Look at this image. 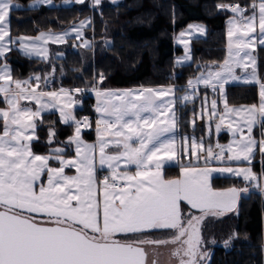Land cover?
I'll list each match as a JSON object with an SVG mask.
<instances>
[{
	"label": "snow or ice",
	"instance_id": "snow-or-ice-1",
	"mask_svg": "<svg viewBox=\"0 0 264 264\" xmlns=\"http://www.w3.org/2000/svg\"><path fill=\"white\" fill-rule=\"evenodd\" d=\"M43 2L51 3V0ZM94 3L99 5L100 0ZM14 7H18L14 0H0V59L6 57L12 50L10 45L17 41L24 55L45 58L48 51L45 45L49 41L65 42L69 32L40 33L35 38L11 37L9 17ZM218 8L233 14L228 20V58L218 68L206 66L195 81H188V89L203 84L223 94L229 79L241 78L235 75L234 66L247 70L251 65L253 71L248 79L256 80V59L250 49L257 44L264 46V0L259 3L253 0L247 6L224 4ZM248 11L250 14L246 15ZM84 26L82 21L80 28ZM74 30L79 38L82 33L75 26ZM199 31L205 30L200 27ZM184 36L182 32L181 40ZM84 46H88L87 42ZM104 79L101 74L97 83L102 84ZM0 81H3L0 96L7 105L6 109H0L3 122L0 264H147L146 245L169 244L176 245L172 256L179 264H207L210 255L202 248L204 241L199 225L207 217H220L233 211L241 193L249 190L247 187L216 189L211 183L213 174L240 177L264 193V166L259 175L251 167L257 150L264 165V83L260 84L259 106L229 108L225 98L223 114L218 112L215 99L208 108L205 95L204 114L209 121L219 117L216 133L222 130L229 113L240 116L239 121L229 120L227 125L233 141L227 145L217 143L214 148L206 147L203 138L197 141L194 136L183 137L177 145V106L192 102L194 93L188 90L183 96H177L174 86L124 91L96 87L95 110L100 114L96 121L97 143L87 144L81 138V127H91V122L87 117L77 119L69 110L73 103L71 93L81 89L43 90L40 85L47 84V76L43 80L40 76L23 81L13 79L7 63L0 65ZM61 97L66 98L63 104ZM22 101L34 102L38 107L33 109ZM53 109L59 111L62 123L75 126L74 135L67 142L68 146L75 145L73 159L65 158V148L51 149L49 155L32 150L33 140L38 139L36 118ZM257 124L262 129L259 141L252 135ZM55 136V130L50 129L49 144ZM110 147L116 154L106 151ZM180 157H188V163H180ZM201 159L204 166L199 165ZM52 160L59 167L51 166ZM121 161L134 165L135 172L128 168L121 170ZM212 161L221 166L210 167ZM231 161L246 162L247 167L223 166ZM168 162L180 163L179 178H164L161 169ZM98 168H107L110 175L98 181ZM66 169H75L77 174L67 175ZM98 191L102 192V210ZM165 230L173 234L131 242L116 238ZM234 236L224 241L225 247ZM152 264L157 261L153 260Z\"/></svg>",
	"mask_w": 264,
	"mask_h": 264
},
{
	"label": "trees",
	"instance_id": "trees-1",
	"mask_svg": "<svg viewBox=\"0 0 264 264\" xmlns=\"http://www.w3.org/2000/svg\"><path fill=\"white\" fill-rule=\"evenodd\" d=\"M32 0H14L10 11V34L35 35L40 31H62L78 20L92 16L94 38L93 63L85 62L82 49L74 38L52 45L53 53L62 52L54 64L50 59L41 60L27 57L16 48L6 54L5 60L11 67L12 77L22 79L31 74H44L54 67L56 81L53 88L89 89L93 81L102 74L105 79L100 88L118 89L130 87L177 86L183 92L188 81L195 78L206 66H218L225 58V18L227 13L217 8L218 4L236 2L242 6L253 0H122L111 4L103 2L90 12L88 2L69 6L30 7ZM190 22H203L206 26L204 37L194 38L190 43L192 62L176 65L173 57L181 52L172 41L173 33ZM90 52V48L83 52ZM56 59V58H55ZM1 60V59H0ZM87 60V59H86ZM259 80L264 82V46L257 50ZM60 73V74H59ZM257 88L253 84H232L226 86V100L230 105L254 104L257 102ZM91 97L84 99V107L77 111L93 114ZM3 100L0 96V105ZM197 99L186 106H177L178 132L197 134L203 128L190 125V115L196 111ZM38 139L33 142L35 152H47L46 138L50 129L56 132V143L71 137L72 125L63 124L55 112L43 113L37 121ZM0 121V133L2 132ZM93 123L83 132L86 140L94 139ZM206 138V137H205ZM210 138L211 137H207ZM206 140V139H205ZM219 141L225 142L222 134ZM61 145V144H60ZM68 153V152H67ZM257 157V156H256ZM252 168L259 173L262 166L252 162ZM180 165L164 167L166 179L176 178ZM214 188H227L243 184L241 178L214 176ZM264 209H261L259 192L250 191L238 201L235 211L228 212L216 222L214 233L218 240H228L235 234L228 247L221 245L211 248L207 264H264Z\"/></svg>",
	"mask_w": 264,
	"mask_h": 264
},
{
	"label": "rangeland",
	"instance_id": "rangeland-1",
	"mask_svg": "<svg viewBox=\"0 0 264 264\" xmlns=\"http://www.w3.org/2000/svg\"><path fill=\"white\" fill-rule=\"evenodd\" d=\"M111 4H116V3H119L121 2L122 0H105ZM85 2H88L89 4V7H90V12L92 13L93 9L97 8L98 6H100L101 3V0H100V4L99 5H96L94 3V0H86ZM257 3H259V0H256ZM218 5H223V4H218ZM218 5H217V8H218ZM231 5V4H230ZM219 9V8H218ZM221 11V10H220ZM227 13V16L225 18V28H224V35H225V58L224 60L219 64H223V62L225 61V59L228 58V20L232 18L233 14L230 12V11H225ZM246 15H249L250 14V11L246 12L245 13ZM85 22V26L83 28H80V23L81 22ZM90 22V23H89ZM74 26L75 28L79 29V31L82 33L79 38H77L76 36V32L74 30ZM88 26H90L92 28V16L91 14L87 17H84L80 20H78L76 23L66 27L65 29H63L62 31H40L39 33L35 34V35H18V36H12L11 34V37L13 38H16V37H30V38H35L37 37L40 33H48V32H52V33H56V34H62L64 32H69V35L67 37H65V42L67 40V38H74L75 42L79 43V46L80 48L82 49L81 53L85 59V62L89 63L91 61V63H93V48H94V38H93V34H92V29L89 33V36H88V31H87V28ZM190 26H192L190 28ZM200 27H203V29L205 30L203 33H201L199 31V28ZM257 31H258V25H257ZM185 33V36L183 37V40H181L180 38V34L181 33ZM206 35V26L203 22H190L189 24H187L184 28L180 29L179 31L173 33L172 35V41L175 45L179 46L180 49H181V52L179 54H176L174 55L173 57V62L174 64L176 65H182V64H188V63H191L192 62V55H191V50H190V43H191V40L194 39V38H199V37H204ZM255 35V33H254ZM63 42V43H65ZM87 42V45L88 46H84V43ZM185 42H187V50L185 48ZM59 44H63V43H60V42H57ZM59 44H55L53 43L52 41H49L45 47L47 48V53H46V58L45 57H38V56H27V57H31V58H38V59H41V60H49L51 61V64H54L56 61H57V58L58 57H61L62 56V52H54L52 51L51 47L52 45H59ZM11 49L12 48H16L20 53H22L19 49V41H17V43L15 45H10ZM261 47V45L257 44L255 46L254 49H250V51H252V54L253 56H255V59H256V64H255V72L258 71V63H257V50L258 48ZM90 48V52H83V49H88ZM23 54V53H22ZM56 58V59H55ZM87 59V60H86ZM3 63H7L8 66L10 67L9 63L4 59H1L0 60V65H2ZM218 65V66H219ZM218 66H214L216 68H218ZM11 69V67H10ZM237 70H240V71H237ZM253 71V68L252 66L250 65L249 68L247 70H244V69H241V68H236L234 66V72H235V75L238 76V75H243L245 77L247 76H251V73ZM54 73H55V69L53 66H51V70L49 72H46L44 74H40V73H37V74H31L29 77H32V76H40L43 80L44 77H48V82L47 84H44V83H41L40 85V88L43 89V90H46V91H56V90H59L61 88L63 89H66V90H74V89H81L82 91L81 92H72L71 93V96H72V101L73 103L71 104V107H70V111L73 113V115L79 119V116H77V111L78 110H82L83 107H84V99L87 98V97H93L94 98V103L92 105V108L93 110L96 112V106H97V102H98V98L96 96V92H93L95 91L94 89L96 87H99V84L97 83L99 78L97 79V81H93L92 82V85L89 89L85 90V89H82V88H73V89H70V88H66V87H58L57 89L53 88V82L56 81V76H54ZM202 72H200L196 77L200 76ZM60 74V73H59ZM29 77H26V78H22V79H19V80H27L29 79ZM195 78H193L192 80L195 81ZM14 79V78H13ZM0 83H3V81H0ZM33 86H35V83H33ZM100 88V87H99ZM102 90H114V89H104V88H100ZM39 90V89H38ZM114 91H117V90H114ZM188 91H192V90H188ZM185 94V92L182 94V93H176L177 96H183ZM1 99L3 100L2 96H1ZM66 98L64 97H61V104H63V101L65 100ZM212 100V99H211ZM23 104H27L29 105L30 107H32L33 109H35L36 107H38V105H36L34 102H28V101H22ZM91 104V103H90ZM7 108V105L3 102L2 105H0V109H6ZM48 112H55L57 115H58V118L59 120L62 122L61 118H60V115H59V111L57 109H53L51 111H48ZM45 113V112H44ZM97 113V112H96ZM88 114V113H86ZM43 113L41 114L40 117L36 118V120H40L41 117H42ZM89 116H91V120L90 122H94L93 120L95 119L94 115L93 114H88ZM99 113H97V119L99 118ZM206 116V133L204 135H200V130L198 131L197 134H191L190 136H187V135H184V137H195L196 136H199L200 139L203 138L204 139V142H205V146L207 147L208 145H211L210 143H207V141L205 140L207 137H209V124H210V121L208 119V116L205 114ZM3 123V122H2ZM64 124V123H63ZM72 125V134H71V137L74 135V124L72 123H69ZM93 127H94V124H93ZM97 127V125L95 126ZM90 127H81V138L82 140L87 143V144H96L97 143V132H96V138L94 140H86V138L83 136V132L87 129H89ZM96 130V128H95ZM3 134V129H2V132L0 133V135ZM35 135L37 136L36 132H35ZM206 137V138H205ZM69 139V138H68ZM68 139L64 140V141H60V144H55L56 143V137L54 138L53 142L51 144H49V132H48V137L46 138V144H47V152H44V153H39V152H35L33 149V151L36 153V154H39V155H49L50 152H51V149H54V148H65V151H66V156L65 158L66 159H73L76 157V153H75V145H71V146H68L67 142H68ZM37 139H34V141H36ZM32 142V144H33ZM182 143V140H180L179 138H177V145L179 146L180 144ZM218 142L216 141L215 144H217ZM106 151L109 153V154H116V151L114 148H109V149H106ZM68 152V153H67ZM98 156H99V152L97 150V159H98ZM185 159L182 160V158L180 157V163H184V162H188V157H184ZM180 163H176V162H168V163H165L167 165H172V164H180ZM50 164L51 166L53 167H59V164L55 161V160H52L50 161ZM244 164H241L240 166L238 167H247V164L245 166H243ZM260 165L261 164V161H260ZM204 166V165H203ZM218 166H221L219 165V163H215V164H210V167H218ZM223 166H230L229 163L227 162L225 165ZM98 167V165H97ZM128 165L125 164L123 161L120 162V168H127ZM233 167V166H232ZM252 167V166H251ZM104 169H107V168H104ZM70 170L72 169H66L65 172L67 175H76V170L73 169V172H71ZM123 170V169H121ZM253 170V168H252ZM254 173H256L257 175L260 174L261 170L259 171V173L255 172L253 170ZM102 173V172H101ZM99 168H98V171H97V177L99 176ZM102 175V176H101ZM99 176V179H103L104 176L106 175H110V172L109 170L107 169L106 172L103 174H101ZM181 175V173H180ZM213 175H221L219 173H214ZM224 176V175H223ZM225 176H229V175H225ZM180 177V176H179ZM237 178H240V177H237ZM242 179V178H241ZM243 180V179H242ZM244 181V180H243ZM46 183V181H45ZM230 187H236V188H248V192L246 193H241V197L243 196H247L249 195L250 191H257L259 192L260 190L258 188H255V187H252L250 186L249 182H246L244 181L243 184H238L236 186H230ZM229 188V187H227ZM227 188H216V189H219V190H222V189H227ZM101 197H102V194H101ZM239 198V200H240ZM102 200V199H101ZM238 200V201H239ZM102 202V201H101ZM238 204V202H237ZM237 207V205H236ZM236 208L233 210L235 211ZM196 215H199L198 212H195ZM222 217V216H220ZM220 217H207L203 223L201 225H199L200 227V234L203 238V245H202V248L203 250L207 251L210 255L211 253V248L213 246H217V245H221V246H224V241L225 240H218L215 236V233L213 230H215V227H216V222L217 220L220 218ZM262 219L264 221V217L262 216ZM263 226H264V223H263ZM173 232L171 230L169 231H153L151 233H146V234H142L141 236H136V235H132V236H128V237H124L122 235H117V239L121 240L122 242H131L133 240H136V239H140V238H148V239H159V238H164V237H167V236H170L172 235ZM176 247V245H167V246H159V247H156V246H148L146 245L145 247V250L146 252L148 253V256H147V264H152L153 260H156L157 261V264H179L178 260L176 258H174L172 256V250ZM209 261V260H208ZM207 261V263H208Z\"/></svg>",
	"mask_w": 264,
	"mask_h": 264
},
{
	"label": "crops",
	"instance_id": "crops-1",
	"mask_svg": "<svg viewBox=\"0 0 264 264\" xmlns=\"http://www.w3.org/2000/svg\"><path fill=\"white\" fill-rule=\"evenodd\" d=\"M85 1L86 0H84V2ZM102 2H107V1L101 0V3ZM72 4H80V3H77L76 0H51V3H45V2H43V0H32L31 2H29V6L30 7H38V6H41V5H45V6H57V7H59V6H69V5H72ZM55 44H59V43H55ZM237 71H240V70H237ZM238 77H241V78L240 79H235V80L229 79L228 83H226L225 86H224V93L223 94H221L219 91L213 92L211 88H205L203 84H196L194 89H188V85H186V88L184 89L183 92H179L177 90V92H176L177 94L178 93H182L183 94L185 92V90H192L191 92L194 93L192 100L193 99H197V103L198 104H197L196 111L195 112H192L191 115H190V125L193 127V121H195V126H198V127L203 128V130L200 132V135H204L206 133V127H207L206 126V116L204 114V108H205V106H204V103H203L204 102L205 95H207V99H208V108H210L211 99H215V100H217V106H218L217 107V110H218V112L220 114H223L224 113V100L226 98V86L232 85V84H253V85L256 86V88H257V94H258V98H257V102L256 103H254V104L230 105L227 102V105H228L229 108H237V109H239V108H247V107H250L252 105L259 106V103H260V95H259V93H260V84L261 83H264V82H262V81L259 80L258 71H256V80H249L248 79L249 76L245 77L242 74L241 75H238ZM160 87H169V86H152L150 88L156 89V88H160ZM174 87L177 89V86H174ZM141 88H149V87L148 86L147 87L139 86V87H130V88H118V89H114V90L124 91V90H137V89H141ZM49 91H51V90H49ZM56 91H58V90H56ZM93 92H95V91H93ZM91 98H92V101H91V106H92L93 103H94V98L93 97H91ZM93 115H94V117H95V119L97 121V117L98 116H97V113L94 110H93ZM229 120H231V121H239L240 120V116L229 113L226 116V118H225V124H224V126L222 127V130L219 133H216L215 132V124L219 122V117H216L212 121H210V124H211V133L212 134L210 135L211 139L210 138H206L207 143H210L211 146H213L215 148V145H216L215 142L216 141L219 144H221V145H227V144H229V143H231L233 141L232 133L227 130V125H228ZM96 121L93 122V124H94V127H93L94 139L96 138V130H95V128H96L95 127L96 126ZM257 126H258V124L253 128L252 135H253L254 138H256L259 141L262 138V136H261V133L259 134L257 132ZM233 127H235V123L233 124ZM261 132H262V129H261ZM222 134H225L226 135V141L225 142L219 141V137ZM184 135H187V134H180L178 132V130H177V133H176L177 138H179L180 140H182V138L184 137ZM190 135L191 134H189L187 136H190ZM243 135H245V136L247 135V130L246 129H245V132L243 133ZM236 138L238 139L239 138V135ZM196 139H197V141H199L200 140V137L199 136H196ZM225 156H227V153H225ZM256 156L257 157L258 156H261L258 150L256 152L255 159L253 161H256V159H257ZM181 158H182V160L185 159L184 157H181ZM192 159H193V162L195 163L194 158H192ZM261 160H262V157H261ZM187 163L188 162H184L182 164H187ZM228 163H229L230 166H233V167H238L241 164H244L243 166H245L247 164L246 162H243V161H240V162L231 161V162H228ZM173 165H180V164H172V165L164 164L163 168L161 169L163 176H164V167H166V166H173ZM199 165L200 166H203L204 165V161L202 159L199 161ZM127 168L132 173L135 172V166L134 165L133 166H129L128 165ZM120 169H125V168H120ZM106 170L107 169H99L100 175L101 174L104 175V173L106 172ZM70 171L73 172V169L70 170ZM179 176H180V169H179V174H178V176L176 178H179ZM214 176H223V175H213V177ZM231 177H235V176H231ZM164 178H165V176H164ZM176 178H172V179H176ZM97 179H98V181L101 180V179H99V176L97 177ZM101 194H102V192H99L98 191L97 198H98V201L101 204V210H102V202H101L102 201L101 200L102 197H101ZM262 230L264 232V226L263 225H262ZM165 231H169V230H165Z\"/></svg>",
	"mask_w": 264,
	"mask_h": 264
},
{
	"label": "built area",
	"instance_id": "built-area-1",
	"mask_svg": "<svg viewBox=\"0 0 264 264\" xmlns=\"http://www.w3.org/2000/svg\"><path fill=\"white\" fill-rule=\"evenodd\" d=\"M232 4H237L236 2H233ZM224 5V4H223ZM87 117L89 119V121L91 120V116H89L86 113H82L79 117V120H83V118ZM94 122L96 121V119L93 120ZM257 132L260 134L261 133V127L257 126ZM256 161L259 163L260 165V161H261V156H258ZM215 163H219L217 161H212L211 164H215ZM261 166V165H260ZM100 176V174H99ZM259 198H260V204H261V209H264V193H262L261 191H259Z\"/></svg>",
	"mask_w": 264,
	"mask_h": 264
}]
</instances>
